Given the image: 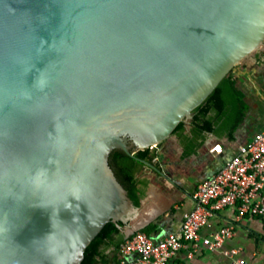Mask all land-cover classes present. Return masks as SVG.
<instances>
[{"label":"water","instance_id":"1","mask_svg":"<svg viewBox=\"0 0 264 264\" xmlns=\"http://www.w3.org/2000/svg\"><path fill=\"white\" fill-rule=\"evenodd\" d=\"M263 45L264 0H0V264L142 230L109 155L157 149Z\"/></svg>","mask_w":264,"mask_h":264},{"label":"crops","instance_id":"2","mask_svg":"<svg viewBox=\"0 0 264 264\" xmlns=\"http://www.w3.org/2000/svg\"><path fill=\"white\" fill-rule=\"evenodd\" d=\"M231 76L244 104L242 117L235 128L228 130L225 120L221 119L220 134L204 132L193 137L191 121H188L181 136L172 134L153 150L155 158L152 162L165 175L160 176L143 166L137 176L145 182L139 205L140 219L146 224L142 230L154 240L178 233L185 215L194 207L192 195L197 185L216 174L238 153L240 146L264 130V45L234 67ZM216 145L220 146V153L211 152ZM190 147L193 149L185 155ZM229 225L235 226V235L220 249L200 248L192 258H187V248L177 253L169 264H231V259L223 254L229 249H237L238 257L247 264H264V222L259 218L245 217L237 221L236 210L225 208L215 213L201 234L207 235ZM126 228L122 226L100 248L103 259L119 261L118 248L127 239Z\"/></svg>","mask_w":264,"mask_h":264},{"label":"built area","instance_id":"3","mask_svg":"<svg viewBox=\"0 0 264 264\" xmlns=\"http://www.w3.org/2000/svg\"><path fill=\"white\" fill-rule=\"evenodd\" d=\"M220 153L219 145L211 149ZM193 209L184 217L181 230L154 240L138 231L118 248V264H169L181 250L187 249V258L200 249L218 250L235 235V226L221 227L207 235L206 227L215 213L232 207L236 220L256 217L264 222V130L254 135L238 153L224 163L219 171L200 182L192 195ZM237 249L223 251L231 264H247L238 257Z\"/></svg>","mask_w":264,"mask_h":264},{"label":"trees","instance_id":"4","mask_svg":"<svg viewBox=\"0 0 264 264\" xmlns=\"http://www.w3.org/2000/svg\"><path fill=\"white\" fill-rule=\"evenodd\" d=\"M243 111L244 104L235 89L231 73H229L204 102L192 111L191 133L193 137H199L204 132L220 134L221 119L225 120L228 130H232L240 122ZM183 129L184 123H179L172 134L181 136ZM182 139L188 140L186 137H182ZM192 149L193 147H190L185 155L189 154ZM135 157L136 159L129 157L121 150H114L109 155L108 163L118 182L127 191L130 200L135 206H139L145 182L137 177L143 168L138 160L152 162L155 152L149 149L137 151ZM117 232L115 224H106L85 249L81 264H108L109 262L117 264L116 260L103 259L100 252V248ZM141 232L145 233L144 230ZM146 235H148L147 232Z\"/></svg>","mask_w":264,"mask_h":264}]
</instances>
